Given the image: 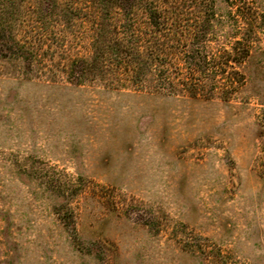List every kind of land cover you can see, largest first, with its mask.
<instances>
[{
    "label": "rangeland",
    "instance_id": "obj_1",
    "mask_svg": "<svg viewBox=\"0 0 264 264\" xmlns=\"http://www.w3.org/2000/svg\"><path fill=\"white\" fill-rule=\"evenodd\" d=\"M212 5L213 45L256 17L227 100L26 79L0 57V264H264V0Z\"/></svg>",
    "mask_w": 264,
    "mask_h": 264
},
{
    "label": "trees",
    "instance_id": "obj_2",
    "mask_svg": "<svg viewBox=\"0 0 264 264\" xmlns=\"http://www.w3.org/2000/svg\"><path fill=\"white\" fill-rule=\"evenodd\" d=\"M246 10L226 48L212 0H0V57L26 79L227 100L244 81Z\"/></svg>",
    "mask_w": 264,
    "mask_h": 264
}]
</instances>
